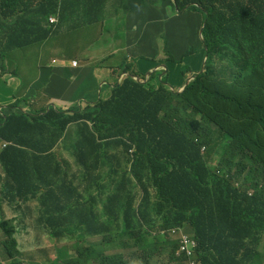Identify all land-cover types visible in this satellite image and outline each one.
<instances>
[{
    "label": "trees",
    "instance_id": "16d2710c",
    "mask_svg": "<svg viewBox=\"0 0 264 264\" xmlns=\"http://www.w3.org/2000/svg\"><path fill=\"white\" fill-rule=\"evenodd\" d=\"M61 1L0 0V13L5 16L1 25L17 14L15 41L8 48L22 45L25 32L39 34L42 18L55 14ZM164 1L182 16L165 20L166 29L158 36L168 55L166 63L171 73L180 74L181 87L195 76L183 92L165 84L170 76L159 80V73L145 84L137 82L134 75L141 80L144 76L126 58L127 63L115 67L116 78L127 74L120 85L115 86V80L104 86L84 113L75 109L62 114L53 107L49 112L45 107L42 115L0 112V146L5 144L0 147V195L5 197L0 198V229L6 237L0 245L13 263L21 264L16 259L25 256L5 217L6 204L15 212L26 211L18 201L26 203L31 193L38 204L36 230L45 229L60 244L49 249L44 264H185L177 257L179 243L158 234L185 225L194 230L200 244L199 264H254L259 256L264 237V111L257 106L264 100V0H119L116 4L129 8L128 13ZM177 21L186 26L174 30ZM204 22L205 48L197 35ZM141 31L136 21V36L141 37ZM191 37L195 41L190 44ZM174 47L182 52L175 53ZM50 92L54 94V86ZM236 107L248 110L230 112ZM76 122L75 133H65ZM195 139L199 142L193 143ZM61 140L71 144L67 151L74 162L79 145L83 169L74 171L68 160L50 153ZM202 145L209 151L229 147L230 155L240 158L236 173L226 178L213 172L200 153L194 156ZM121 147L125 153L134 148L154 167L152 172L132 177L120 169L122 156L106 157L105 149ZM84 181L88 182L82 191L91 193L94 183L98 195L107 197L102 211L94 207L95 196L74 195ZM70 199L80 204L67 210ZM160 217L163 225L149 226L150 220ZM86 236L102 240L83 249ZM75 241L78 257L61 255L60 249ZM114 250L118 252L106 254ZM53 254L58 255L54 261Z\"/></svg>",
    "mask_w": 264,
    "mask_h": 264
},
{
    "label": "clouds",
    "instance_id": "9594fccd",
    "mask_svg": "<svg viewBox=\"0 0 264 264\" xmlns=\"http://www.w3.org/2000/svg\"><path fill=\"white\" fill-rule=\"evenodd\" d=\"M80 1L81 0H79V1L74 0V2H71L68 0H62L59 4L57 12H59L63 9L64 3H67V6H65L64 9L68 10L70 13L74 14L73 16L70 17L71 19H82L83 23L81 24V26L82 25L96 26L95 31H100V33L105 34L109 38V40L106 42H102V45H101V47L103 49L102 55L103 56L106 55L105 57H103L102 62H106L108 60H111L110 61L111 65H114L115 64V57L114 56L118 52L122 51V46H123L122 44H120L122 41L120 32L115 27L114 23H112V24L106 23L105 19H111V18H101L99 16H104V15H102L103 13H93L92 12L94 7L97 10L101 9V7H103V4L94 3L91 1H85V0L83 2H80ZM171 1H173V0H171ZM223 1L230 3V0H218V3L223 2ZM158 2H160V0ZM164 2H166V1H164ZM164 2H162V3H164ZM71 3H73V4L78 3L80 5L79 6L73 5V7H71L70 6ZM159 4H161V3H159ZM156 5H158V4H156ZM177 12H178V8L176 7V11L174 10V13L178 14ZM16 15H17L16 13H13V15L8 16V18L10 20H4V24L3 25L0 24V27H1V30H0V46H1L0 51H2L5 55H6V53H10L12 56L13 53L17 49L18 50H24V49H27L33 45L38 44V43L44 44L47 40V37L49 36V39H50L51 36L56 31V29H54V28H49V23H50V25H56L62 19L61 16L58 17L56 14L52 15L49 13V15L44 17V19L42 20V23H41L42 28H41V31L39 34L33 35L29 32H25L22 34V37L20 40L22 45H20V42L16 41V42H18L19 47L8 48L9 44L11 42L15 41L16 35L14 34V32H12L10 34H7L6 32L11 30V28H14V25L16 23L15 22ZM20 15H21V13H20ZM2 17H5V16H3L0 13V18H2ZM47 18H48V23L46 20ZM204 26H205V22L203 25H201V27L199 28V31H198V38L200 41H201V39H200L199 34H200V31L202 30V35H203ZM43 35H46V37L43 38ZM12 38H13V41H12ZM95 39H96V36H95L94 40ZM158 40H159V38H157L156 41L158 42ZM93 41H92V43H93ZM201 42L204 46V35H203V41H201ZM204 48H205V46H204ZM114 49H116L117 51L112 52V50H114ZM159 49H160V57L162 55V56H164V58L160 59V57H159L160 62L155 66L154 70H152L154 67L152 69H150L151 71L149 73H151V74L148 76V74H149L148 73L146 76H144L143 80H141L138 76L134 75V79L137 82L145 84L146 82H148L149 78L152 75L159 73L160 74L159 80H162V79L166 78L167 76H170V82H167L165 84L169 85L173 89H179L178 92H183L189 84L187 86L183 85L181 87V86L176 85L177 87L176 88L174 87L172 80H173V76L175 74L171 73L170 68L168 67V65L166 63L168 55L162 51L161 47H159ZM92 51L95 55L98 54L96 50L93 49ZM111 53L114 56H112ZM49 55L51 56V58H53L52 57L53 54H49ZM1 56H3V55L0 52V57ZM37 57H39L41 61L37 62L33 67L38 68L39 70H41L43 72L49 71V69L45 68L42 65L43 60L45 59V56L43 55V53L39 52ZM58 57L59 58H56V59L52 60V62L49 63L50 68H53L54 71L53 72L49 71L48 82L44 83L43 81L35 79V80L30 81L27 84V88L28 87L29 88L27 90L28 92L26 93L25 97L28 98L29 100H31V103L30 104L25 103L23 106H20L19 104L12 105V106H15V108L11 110L10 107H8L9 114L13 113V112L18 113V111H22V112H24V114L25 113H35V115H42L46 112H49L51 107L56 108V106L53 104H47L46 106L43 104V105H39L38 107H35V108L32 106V104L34 103V99H33L34 96L31 94L30 90H32V89L34 90V86L44 88V87L48 86V84H49V87H51V89H53V86L57 85V82L55 84V83H53V80H55V81L60 80V81H62V83L69 85V86H72V82H78L79 81V76L82 73H84L85 71L90 70V69H92L94 71L95 67L92 63L93 61H91V59H92L91 57L87 58V57L81 56V57L72 58L71 60L66 56H58ZM150 59H153V58H150ZM206 59H207V56H205V58H204V62H203L202 68H201L202 71H203V68L205 66ZM153 60H155V59H153ZM140 62L137 64V66H138L139 70H142L140 68ZM16 64L18 65L16 69H15V64H13L15 75L17 76L15 81L17 83L18 79H20L21 83H24L23 78L21 76H19V74H18V69L20 67L30 66V65L23 64L20 61H18ZM113 68H115V66ZM115 70H117V68ZM115 70H114V72H115ZM114 72H113V74L115 76ZM6 74H7V71L2 72V70H0V77L4 76ZM126 75H127L126 73H122L120 76H118V78L115 79V80H117V84L115 86L118 87L120 85L122 79ZM176 75L180 76V74H176ZM194 77L195 76H192V78H189L188 81H191L192 79H194ZM180 78H181V76H180ZM107 85H112V83L103 82L97 98L100 97L103 87L107 86ZM105 88H107V87H105ZM96 101H97V99L95 98L94 103ZM94 103L89 102L87 105H89L90 107H93ZM260 103L261 104L257 106V109L264 111V100L261 99ZM79 106L81 107L82 103H80ZM45 107H47L46 112L44 111ZM59 108H60V110H62V109L69 110V109H71V106H68V107H62L61 106ZM59 108L57 107L56 109H59ZM3 110H6V109H3L0 106V112H2ZM85 110L82 109V112L84 113ZM236 110H248V109H245L243 107H236V108H233L230 112L236 111ZM201 124L202 123L197 124L196 127L197 128L200 127ZM77 125H78V122L71 124L66 129L65 133H69V132L75 133V131L77 129ZM81 139H82V136L80 137L79 142L81 141ZM198 142H199V139H195L193 141V143H198ZM70 146H71V144L66 143L65 141L61 140L60 144L59 145L57 144V146L50 153L53 154L54 158H57V159H61L62 157L64 158V154H66L69 157L67 148H69ZM3 147H5V144H2L1 148H3ZM76 151L78 153V159L76 162H74V159H72L73 165H74V171L79 170V169H83V167H84L83 161H81L79 159V154H80L79 145L76 148ZM104 153L106 154V157H111L113 155L122 156V157H120L121 158L120 169L124 168V171L129 172L130 175L132 174V177H133V174H138L139 176H147L148 173L152 172V170L154 168L151 165L147 164L146 159L143 156H141L139 154H135L134 148L129 150L128 153H125V151L122 147L119 149L108 148V149L104 150ZM198 153H200V156L202 158H204L207 166L213 172H216L218 175H220L222 177H226V178L230 177L231 178V175L235 174L236 171L238 170L239 166H240V158H235L234 156L230 155L229 147H226L223 145L217 146L212 151H209V149L206 145H202L200 147L199 151L197 153H195L194 156H197ZM87 164H89V162H87ZM87 182L88 181H86V182L84 181L82 183H79V190L74 195H76L78 198H80L82 195H85L84 191H82V189H81V186L85 185ZM61 185L64 187L66 186V185H64V183L62 181H61ZM235 185L237 186V188L241 187V184L238 182H236ZM130 189L134 190V186H131ZM138 193L140 195L139 196V199H140V197L142 196V190H140ZM85 196L88 197L90 195H85ZM7 200H10V199H7ZM11 201L14 202V200H11ZM28 201L31 203L32 208H28L27 210L31 209L33 211V214H34V219H36V217H37V213H36L37 207L36 206L38 204H37V200L32 198V193L29 195ZM154 201H155V197L153 196L152 202H154ZM18 202L20 203V202H24V201L19 200ZM94 203H97V202L95 201ZM78 204H80V203L74 202L73 200L70 199L67 202V206H68L67 210L69 209V206L74 207V206H77ZM94 207L96 209V205ZM15 208H17V205L15 206ZM151 223H154V225H153L154 227H159V226L164 224V218L160 217V218H154V219L150 220L149 226H151ZM158 234H160L161 236H163L165 238H168L172 241H176L179 243V247L177 250V257L182 259L185 264H199L198 263V257H199L200 244H199L198 240L196 239V235L194 233V230L190 226L185 225L183 227H173L170 229H162L158 232ZM85 240L86 241L81 244V248H83V249H87L90 246V242H94V243L100 242L102 240V237L101 236H97V237L86 236ZM66 250H67L68 254H72V255H75V257H78V247L76 245V241L68 244L66 247ZM106 254L112 255L115 253L110 254L109 252H107ZM262 254L264 255V237H263L261 245L259 247V256L255 260L254 264H260V263L264 264L262 261L264 259V256L262 258L261 257ZM16 260H20L21 264H26L24 259L17 258ZM8 261L10 262V264H15V262L13 263L12 260H10V259H8Z\"/></svg>",
    "mask_w": 264,
    "mask_h": 264
},
{
    "label": "rangeland",
    "instance_id": "374dc122",
    "mask_svg": "<svg viewBox=\"0 0 264 264\" xmlns=\"http://www.w3.org/2000/svg\"><path fill=\"white\" fill-rule=\"evenodd\" d=\"M86 1V0H85ZM110 1L114 0H106V6H114L115 3H109ZM131 0H125V3L130 2ZM79 6L78 3H71V7ZM67 6V3L63 4V9L57 13H55L58 17H62L60 22H58L56 25H50L49 28L56 29L55 33L51 36L49 39V36L47 37V40L44 44L38 43L36 45H33L27 49L24 50H16L13 55L11 56L10 53H6V55L3 57H0V70L7 71V74L0 77V100H15L17 102L21 101L20 97L21 95H25L28 88L27 84L35 79H38L40 81H43V78L46 77V72H43L39 70L38 68L33 67L37 62L41 61L39 57H37L39 52H42L45 56V59L43 60L42 65L49 69L50 72H53L54 69L50 68L49 63L52 62V60L59 58L58 56H66L70 60L75 57H87L92 58L91 61H93L94 70L96 72L95 76H90L88 71H85L81 74L80 79L78 82H72V91L71 95L74 96V99L72 98H63L59 95L52 96L49 93V103L52 102L53 99H57L62 104H66L71 106V110H59L62 114H67L68 112H74L75 109H78L77 112H82V109L85 110L89 102L94 103V99L99 95L100 88L103 82L111 83L115 81L116 77L114 74H109L108 77H106L105 73L113 71V68L111 66V60H108L106 62H99L100 60H103V51L101 50L102 42H106L109 40V38L103 34L100 33V31H95L96 26H85L81 24L83 23L82 19H71L70 17L73 16V13H70L68 10H65L64 7ZM168 7H170L167 4ZM102 15H112L111 13H104ZM32 19H38L37 16L30 15L29 16ZM44 19V18H42ZM48 23V18L46 19ZM106 23L112 24L116 22L115 19H105ZM178 27L182 28L185 27L186 24L182 21H177ZM46 23V22H45ZM96 39L94 40L95 36ZM94 40V41H93ZM93 41V43H92ZM122 44V43H121ZM163 41L157 42L155 40H152L148 43V50L162 47ZM119 46V45H118ZM1 47V46H0ZM101 48V49H100ZM53 49V50H52ZM96 50L98 54H94L92 50ZM49 54H53L51 56ZM112 56H114L112 54ZM115 67H119L123 63H127L124 61L126 58L132 59L130 61L129 65H135L141 61L144 63H148L152 67H154L152 70L155 69V66L160 62L159 58L153 60L150 59L148 56L145 55H133L130 52H118L115 54ZM164 58V56L161 55L160 59ZM20 61L23 64L30 65V66H23L18 69V74L23 78V82L21 83L20 79H18L16 83L17 76L15 75L14 66L15 69L17 68V62ZM188 64H191V60L187 61ZM151 70L143 71L139 70V75L146 76ZM104 75V76H103ZM178 77H180L178 75ZM6 84L4 85L3 83ZM58 85L63 84L62 81L57 80L56 81ZM172 83L174 87L177 86L174 84V81L172 80ZM36 85V84H35ZM30 86V85H29ZM186 86V84L184 85ZM36 87V86H34ZM36 89V88H34ZM34 93L36 91L34 90ZM34 93L31 92V94L34 96ZM16 97V98H14ZM24 101L28 104L31 103V100L23 97ZM34 101H38L37 98ZM82 103V106L80 107L79 104ZM35 103L32 104V106ZM10 108H13L15 106H9ZM55 109V107H53ZM57 108V106H56ZM59 108V107H58ZM60 109V108H59ZM18 113H24L22 111H18ZM33 114V113H31ZM34 116V115H33ZM31 122L32 119H29ZM47 127L49 128V122L46 123ZM1 171V168H0ZM108 174V173H107ZM106 174V175H107ZM97 190V186L93 184V189L91 193L84 192L85 195H92L97 198V204L96 209L97 211H102L104 208V205L106 204V196H99ZM112 191V190H111ZM20 206L22 208H26V211L19 210L17 212L13 211V209L6 204V210L7 213L4 212L5 217L8 218L7 220L11 221L10 227L15 229L16 235L15 239L18 242V248L23 252V255L25 256L24 261L26 264H44V260H46V255L49 252V249H52L53 247H58L60 244L56 243L50 236L48 237V233L45 229L42 231H38L35 228V219L33 211L27 210L28 208H32L31 203L28 201L26 203L20 202ZM98 217L105 219L104 217L98 215ZM154 223H151V226H153ZM34 235H31V234ZM6 239L4 236V233L0 229V242H3ZM40 240V241H38ZM49 241V243H48ZM66 247H63L60 249L61 255H65L67 253ZM72 249V248H71ZM118 250L109 251V253H117ZM34 256L36 259H32L31 257ZM58 257L57 254H53L51 257V260L54 261ZM264 263V259L262 260ZM160 261V264H168V262ZM0 263L1 264H10L8 259L5 257L3 248L0 245ZM50 264H53L50 263ZM169 264H173L172 262Z\"/></svg>",
    "mask_w": 264,
    "mask_h": 264
},
{
    "label": "crops",
    "instance_id": "0c3cea01",
    "mask_svg": "<svg viewBox=\"0 0 264 264\" xmlns=\"http://www.w3.org/2000/svg\"><path fill=\"white\" fill-rule=\"evenodd\" d=\"M68 1L74 2V0H68ZM76 1H79V0H76ZM83 1L84 0H81L80 2H83ZM86 1L103 4V7H101V9L99 10H97L94 7V9L92 10L93 13H103V14L111 13L112 14V15H104V16H99V17L111 18V19L117 20L116 22H114V25L118 29L121 35V40H122L121 43L123 45L121 52L127 51V52L132 53L133 55H137V56L145 55L153 59H157L160 57V49L154 48V49L148 50V43L152 40L156 41L159 34L166 29L165 20L182 17L176 13H173V8L167 6L168 1L155 5V6L144 7V8H141L140 10L134 9L132 11H129L128 13L126 12L127 10H130L129 8H126L125 6L119 7L117 5L119 0L110 1L109 3H115V5L112 7L106 6V0H86ZM155 1L158 2L159 0H155ZM153 18H156V20H153ZM136 21L138 22L142 30L141 37L136 36V33H135V22ZM131 27H133V29H131ZM172 27L174 30H177V31L179 30L177 23H174ZM199 28H200V25L197 30V35H198ZM0 30H1V27H0ZM14 31H15L14 28H11V30H9L6 33L10 34ZM16 33H17V30H16ZM194 41H195V37H191L189 43L191 44ZM116 51H117L116 49L112 50V52H116ZM174 52L178 54V53H181L182 50L180 48L174 47ZM105 56L106 55H104L103 57ZM99 62H102V60H100ZM111 66L113 68L115 65H111ZM140 68L143 71H147V70L152 69L153 67L149 65L148 63L140 62ZM115 69L116 68H113V71L105 73L106 74L105 76L108 77L109 74H113ZM87 71L91 77L96 75L95 70L93 71L92 69H90ZM80 76H79V79H80ZM48 80H49V71H46V77L43 78V82L46 83L48 82ZM173 80H174L175 85L177 86L182 85V80L180 77H178V75L175 74L173 76ZM3 84L5 85L6 82ZM34 88H36L34 89L36 93H34L33 89L30 90V92L34 93L33 99L36 100L37 98L38 100V101H34L35 103L33 105L34 108L38 107L39 105H43V104L45 106L47 104H53L57 107H61V106L68 107L69 106L66 104H62L57 99H53L52 102L49 103V93L51 94L50 92L51 87H49V84L48 86L44 88H41V87H34ZM71 91H72V86L66 85L64 83L61 85L57 84L56 86H54V94H51V95L54 97L55 95H59L60 97H63V98L74 99V96L70 94ZM25 95L19 96L21 99V101L19 102L15 100H11V99L0 100V106L3 109H6L7 114H9V111H7L9 106L16 105V104L23 106L26 103L23 99ZM64 158L68 160L71 164H73V160L70 157H68L66 154H64ZM0 198L5 199L3 195H0Z\"/></svg>",
    "mask_w": 264,
    "mask_h": 264
},
{
    "label": "water",
    "instance_id": "95a60500",
    "mask_svg": "<svg viewBox=\"0 0 264 264\" xmlns=\"http://www.w3.org/2000/svg\"><path fill=\"white\" fill-rule=\"evenodd\" d=\"M199 36H200L201 41H203L202 30L200 31ZM150 74H151V73H149L148 76H149ZM189 82H190V81H188V82L186 83V86L189 84Z\"/></svg>",
    "mask_w": 264,
    "mask_h": 264
}]
</instances>
